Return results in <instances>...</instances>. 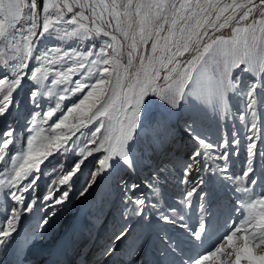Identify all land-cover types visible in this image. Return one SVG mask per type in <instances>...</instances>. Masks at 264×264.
<instances>
[{
    "label": "snow or ice",
    "instance_id": "snow-or-ice-1",
    "mask_svg": "<svg viewBox=\"0 0 264 264\" xmlns=\"http://www.w3.org/2000/svg\"><path fill=\"white\" fill-rule=\"evenodd\" d=\"M46 39L61 44L41 48ZM70 40L76 47L63 46ZM89 40H99V48L85 49ZM149 44L151 52L141 50ZM134 59L142 75L128 72ZM133 75L135 83L127 84ZM229 94L243 101L238 118L246 127V156L239 174L231 171L233 155L240 154L239 134L229 138L225 130L213 142L198 131V113L209 109L221 122L236 118ZM154 104L165 111L157 116L151 111ZM261 107L264 0H0V197L6 206L0 214V250L15 243L26 214L41 211L37 228L43 230L70 201L91 160V179L81 184L79 196H87L104 177H111L120 193L114 215L118 226L99 249L105 261L264 264ZM181 111L182 131L192 143L177 161L173 145L180 125L171 118L179 120ZM61 156L72 157L70 169L40 193L46 162ZM157 158L143 188L129 183V174ZM173 171L180 173L182 190L174 204H167L162 189ZM217 181L226 183L232 195L213 212L205 189ZM133 224L178 228L192 248L186 252L162 231L157 259L146 261L151 235L125 243ZM82 264H88V253Z\"/></svg>",
    "mask_w": 264,
    "mask_h": 264
},
{
    "label": "rangeland",
    "instance_id": "rangeland-1",
    "mask_svg": "<svg viewBox=\"0 0 264 264\" xmlns=\"http://www.w3.org/2000/svg\"><path fill=\"white\" fill-rule=\"evenodd\" d=\"M223 2L224 3H230L231 0H223ZM228 34H230V33L225 32V35H228ZM137 39H138V37H137ZM131 42L132 41H131V33H130L128 41L125 42L124 55L121 58V64H122L121 72L122 73L124 72L123 65H128L129 57L127 55V52L129 51ZM60 44H61L60 41H57L54 39H46V40L41 42L40 47L46 48V47L58 46ZM99 45H100L99 40H95V41L89 40V41H85L84 48L87 49L89 47L95 46L98 49ZM63 46H65V47H76V42L74 40H70V41L64 42ZM140 47H141L142 51L146 47L148 52H151L150 44L147 46L141 45ZM253 52L255 54L257 52V50L253 49ZM134 55H135V53H134ZM159 55H160V53L157 52V56H159ZM145 67H147V61L145 62ZM128 72L132 73V74L140 72L141 75L143 74V69H142L140 61L138 59L133 60L132 64L128 68ZM244 79L247 82L249 79V76L247 74H245ZM126 83L127 84L135 83V76L134 75L131 76L127 80ZM157 83L159 86L164 85L163 80L157 81ZM229 106L231 108L232 115H234L236 117L235 119L231 118V116H230L229 119L221 122V121H219L213 117L210 109L208 110L207 113H203V112L198 113V131L203 136L209 138L213 142L219 141L221 136L224 134L225 130L227 131L229 138H231L233 132H236L239 134V138L241 141V143H240V154L238 157L235 154L233 155V157H232L233 167L231 169V171L239 174L240 164L245 160V156H246V151H245V149H246V138H245L246 127L238 118L239 113H240L242 106H243V101L240 98H238L232 94H229ZM151 111L158 116L159 114L163 113L165 111V109L160 104H154L151 106ZM184 116H185V113L183 111H181L179 120H177V117L171 118L172 124H174V125L179 124L180 125V127H178L176 130V138H178V137L184 138V142L180 143V148L175 147L174 146L175 144L173 145L174 150H178L175 152L174 158H176L177 153L182 155V159L181 160L176 159L177 161H182L185 158V153L188 152V149L191 147V142H189V138L187 136H185L183 131H182V124H183V117ZM258 116L260 118L259 122L261 124H264V107H261L258 109ZM248 127H250V123L248 124ZM258 148L264 149V143L258 144ZM185 150H187V151H185ZM162 151H163V149H162ZM217 151H219V149H217ZM232 151H233V153H235V149H232ZM13 154H15V151L13 152ZM157 160H155L154 162L152 161L154 163L153 166H152L151 161H145L142 164H151V167L154 168L155 165L159 162V158ZM72 162L73 161H72L71 156H68V157L61 156V157H58L57 159L50 160L49 162H46V166L43 168V172H42L41 178L39 180V191H40V193L46 194V186L49 183H51V181L53 179L58 180V177H59V174L61 171L69 170ZM93 168H94V163L91 160H89V162L84 166L83 171L79 175V178H78V180L75 184V187L73 189L70 201L66 205L57 209V214L51 218L49 224L46 225L43 230L37 228V222L40 220V216L42 215L41 211H36L32 215L26 214L24 216L27 223H29V224L26 225L25 235H24L23 241L32 251H34L35 249L37 250L33 254H30V255L26 254L27 257H30V259L35 255L34 256L35 258L33 257V259H31L32 262H34V259H36L37 257L40 258L44 254L50 253V249H52L51 252H53V248H50V246L52 245V243H54L55 240L57 241L58 239L61 238L62 234L66 230V227L69 225L70 221L72 222L75 219V216L77 213L80 215V217H82L81 215H83L87 212L89 213V210H90V213L89 214L87 213L85 216V219L83 220V227H82L81 232H82V235L85 237H89V238L92 237V235L95 231L94 226H96L99 222L102 221L101 219H98L99 211L100 212L102 211V213L103 212L108 213L107 211L111 210L112 206L114 205V203L116 201L118 194H119L118 195V198H119L120 193H119L118 187L115 184H113L111 177H105V178L100 179L99 183H97L92 189H90L87 196H85V197L79 196L78 190L80 189L81 184H83L85 182V180L91 179V177L89 175V169H93ZM150 172H151V169H149V173ZM44 173H52V175L45 176ZM121 175H123V173H121ZM179 176H180L179 172L173 171L172 176H170L167 183H165L163 185V189H162L163 200L167 204H174L180 197L182 188H181V185L178 183V180H177V177H179ZM146 177L149 178V176H146ZM131 179L132 178L130 177L129 183L133 182ZM135 183H137V182H135ZM138 184H140V183H138ZM205 190L209 193V201L211 202L210 208L213 212H216L218 208L222 207L223 205H226L229 201V198L232 195L229 186L226 183H222L219 181L214 182L209 186H206ZM256 191L259 192L260 189L257 188ZM139 194L140 193H136V195H139ZM88 196H91L89 199L88 207H87L85 212L80 214V209L82 208V206H84ZM118 205H119V203L115 205V209ZM115 209L113 210V215H111L109 213L110 219L112 218V222L108 223L104 226L106 228V230H105L106 232H111L113 227L118 226V221H115V219H114ZM5 210H6V206L4 204L3 197H0V214L4 213ZM194 216H195V209L193 210V213H192L193 219H194ZM82 219H83V217H82ZM79 221H80V219L77 220L75 224L72 223L71 227L68 229V234L65 238V241L61 245L57 246V248L61 247L63 249L64 246L67 247L70 245V247L68 249L70 255H72L73 250H75L76 247L81 244V242H78L76 244V246H71V242L74 240V237H75L74 236L75 232L78 229V225H79L78 222ZM22 222H23V218L18 225V229L20 228V225ZM112 225H113V227H112ZM132 227L134 229L135 224H133ZM148 227L149 226H147V225L138 224L135 231L133 232L132 236H130L129 240L126 241V244H130L133 241H136L137 238H139V240H140L142 237L141 235L144 232L147 234ZM158 227L160 228L161 231H167V232L169 231L170 228H172L171 231L178 234L180 236V239L185 238L183 240V245L185 244L187 247L184 246V250H185V247L187 250L192 248V246L187 242L188 237L186 236V234L183 233L178 228L168 226V225H158ZM50 228H51L50 236L44 237V240H43V236L45 235V233L47 231H49ZM28 230H30V232H28ZM220 230H222V221H221ZM214 239H215V235H213L211 237V239L208 241V243H211L212 240H214ZM58 242H60V241H58ZM156 242H157V244H156ZM156 242H155V246H154V247H156L155 252H156L157 247L160 246L159 245V239ZM50 243H51V245H50ZM205 246H207V244ZM196 250H199V249L197 248ZM3 251H5V254L7 255V257L5 256V258L8 259V254L11 251V246H9L6 250H3ZM56 252H59V251L57 250ZM148 253H149V251L147 248L145 251V254H148ZM1 255L4 257L3 254H1ZM3 257L0 256V258H3ZM124 259H127V257H124ZM148 260H150V259H148ZM19 262H21V261H19ZM12 263H14V262H12ZM2 264H6V263H2Z\"/></svg>",
    "mask_w": 264,
    "mask_h": 264
},
{
    "label": "bare ground",
    "instance_id": "bare-ground-1",
    "mask_svg": "<svg viewBox=\"0 0 264 264\" xmlns=\"http://www.w3.org/2000/svg\"><path fill=\"white\" fill-rule=\"evenodd\" d=\"M186 136V135H185ZM179 138V137H178ZM180 140H178V141H176V143H175V147H177V148H180V143H183L184 142V138H179ZM188 146V145H187ZM180 150V149H179ZM160 151H162V149H160ZM177 156H176V158L175 159H177V160H181L182 159V155L181 154H176ZM158 159V158H157ZM158 161V160H157ZM105 178V177H104ZM90 197L91 196H88V198H87V200H86V202H85V204H84V206H82V208L80 209V214L81 213H83V212H85L86 211V209H87V207H88V203H89V199H90ZM82 216V215H81ZM99 217V216H98ZM80 219V221L78 222L79 223V225H78V229L76 230V232H75V237H74V240L71 242V246H76V244L78 243V242H81L80 241V239H81V235H80V231H81V228L83 227V219L82 218H79ZM78 219V220H79ZM110 220V216H109V218H108V221ZM105 228V227H104ZM106 230V228L105 229H103V233H104V231ZM156 235H157V233H155ZM157 238V239H156ZM44 240V239H43ZM158 240V237H153V239H152V244L150 243V247L148 248V251H149V253H150V249H152L153 251H152V255H151V258H149L150 260H149V262H153V261H155L156 259H157V255H154V253H155V248L156 247H154L155 246V242ZM103 244V243H102ZM102 244H100V247H101V245ZM156 244H157V242H156ZM81 245V244H80ZM80 245H78L77 247H76V249L80 246ZM64 246V245H63ZM69 247H70V245L69 246H67V247H63V249L61 248V247H59L58 248V251L59 252H53L52 253V257H51V259H50V261H57V262H62L63 261V258L65 257H67L68 255H70L69 254ZM75 249V250H76ZM71 252V251H70ZM97 253H99V251H96ZM72 255H73V253H72ZM71 255V256H72ZM0 256L1 257H3L2 255H1V252H0ZM35 256V255H34ZM33 256V257H34ZM33 257L31 258V259H33ZM35 258V257H34ZM3 259H5V260H7V258H5V256L3 257ZM2 258H0V261H2L3 260ZM31 259H30V257H28V258H26L25 259V263L27 264V263H30L31 262ZM117 259V257H115V258H112V261H115ZM103 263V261L102 262H100V264H102ZM10 264H13L12 262L10 263ZM18 264H24V262H19L18 261ZM60 264V263H59ZM106 264V263H105Z\"/></svg>",
    "mask_w": 264,
    "mask_h": 264
}]
</instances>
